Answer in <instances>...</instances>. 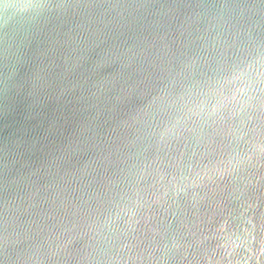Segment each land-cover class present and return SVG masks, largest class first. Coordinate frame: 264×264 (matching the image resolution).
<instances>
[{
  "label": "water",
  "instance_id": "1",
  "mask_svg": "<svg viewBox=\"0 0 264 264\" xmlns=\"http://www.w3.org/2000/svg\"><path fill=\"white\" fill-rule=\"evenodd\" d=\"M0 264H264V0H0Z\"/></svg>",
  "mask_w": 264,
  "mask_h": 264
}]
</instances>
